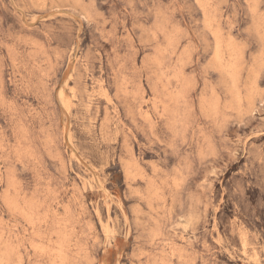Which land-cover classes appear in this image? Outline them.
Listing matches in <instances>:
<instances>
[{"label":"rangeland","instance_id":"obj_1","mask_svg":"<svg viewBox=\"0 0 264 264\" xmlns=\"http://www.w3.org/2000/svg\"><path fill=\"white\" fill-rule=\"evenodd\" d=\"M0 264H264V0H0Z\"/></svg>","mask_w":264,"mask_h":264},{"label":"bare ground","instance_id":"obj_2","mask_svg":"<svg viewBox=\"0 0 264 264\" xmlns=\"http://www.w3.org/2000/svg\"><path fill=\"white\" fill-rule=\"evenodd\" d=\"M218 44H219V43H218ZM220 45H221V44H220ZM217 46H219V45H217ZM217 49H218V48H217ZM217 53L220 54L219 52H217ZM218 54H217V55H218Z\"/></svg>","mask_w":264,"mask_h":264}]
</instances>
